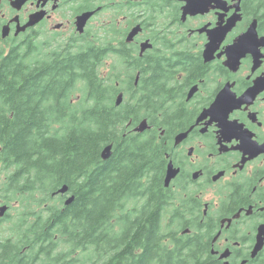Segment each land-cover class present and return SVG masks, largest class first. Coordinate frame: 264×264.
I'll use <instances>...</instances> for the list:
<instances>
[{"label": "trees", "instance_id": "1", "mask_svg": "<svg viewBox=\"0 0 264 264\" xmlns=\"http://www.w3.org/2000/svg\"><path fill=\"white\" fill-rule=\"evenodd\" d=\"M108 36L30 61L15 47L0 76V207L16 210L0 219L11 225L0 264H215L200 234L181 235L157 133H135L143 120L168 125L159 82L145 67L138 85L112 77L125 69Z\"/></svg>", "mask_w": 264, "mask_h": 264}, {"label": "flooded vegetation", "instance_id": "2", "mask_svg": "<svg viewBox=\"0 0 264 264\" xmlns=\"http://www.w3.org/2000/svg\"><path fill=\"white\" fill-rule=\"evenodd\" d=\"M11 1L0 0V76L11 64L15 47L23 46L30 61L37 54L51 55L62 48L77 50L86 34L89 42L96 35H106L107 30L108 37H118L125 71H114L111 76L141 81L140 69H151V81L159 82L154 96L168 102L158 113L159 118L168 117V125L157 119L145 133L154 130L166 150L162 184L170 197V209L182 224L181 235L200 234L215 264H254L264 253L261 0H242L241 21L213 53L207 51L210 34L234 14L235 9L230 8L234 0H225L226 12L217 6L196 15L186 14L187 0H26L15 15L21 26L33 14L44 15L37 25L19 34L18 22H12ZM5 6L10 11L4 12ZM63 12L70 17L72 38H58L56 33L63 24L48 29L47 24ZM84 14L91 18L81 35L76 23ZM105 14H112V19L94 25ZM6 26L9 35L3 38ZM137 27L141 32L127 43ZM144 43L149 46L145 51ZM236 44L240 47L231 52L234 62L230 65L227 49ZM32 45L36 51L31 54ZM109 74L107 71L106 76ZM168 171L174 176L165 187ZM261 238L263 248L252 258ZM228 251V260H222Z\"/></svg>", "mask_w": 264, "mask_h": 264}, {"label": "water", "instance_id": "3", "mask_svg": "<svg viewBox=\"0 0 264 264\" xmlns=\"http://www.w3.org/2000/svg\"><path fill=\"white\" fill-rule=\"evenodd\" d=\"M235 4L230 6V8L235 9L234 14L227 20V22H220L218 25V28H215V31H217L216 33L210 34V42L207 45V51L209 52H215L217 50L220 49L222 41L225 39V37L227 36V34L229 33V31L233 30L235 28V26L237 25V23L239 21H241L242 16H241V2L242 0H234ZM26 0H12L11 1V5L12 7L16 10V11H20L24 4H25ZM218 6V9H223L225 12L228 10V6H227V2L225 0H187V6L185 7V12L186 14L190 13L191 15H196L199 14V12L201 13H209L210 10L215 9ZM43 13H37L34 14L33 16H31L29 22L24 25L21 26L20 25V21L18 17H15L12 22H18V28H17V34L21 33V32H25L28 28L34 27L35 25H37L43 18ZM225 13H223V17H224ZM91 18V14H84L82 15L77 23V30L80 34H84L85 32V28L86 25L88 23V21ZM255 26L252 27L251 31H255ZM203 30H206V28H204ZM141 31L140 27L135 28L130 35L128 36V42L133 40ZM250 31V32H251ZM9 35V26L4 27L3 31H2V36L3 38H6ZM237 46V47H236ZM240 47L238 46V44L233 45L228 47L227 49V54H228V63L231 65L234 60L231 57V52L233 51V49H235ZM147 48H149L148 44H143V51H145ZM231 67V66H230ZM138 81H136L137 84ZM124 101V94H120L117 98L116 101V105L117 106H121L123 104ZM148 129H150V126L148 124L147 120H143L136 128H135V133L138 134H142L145 133ZM113 154V146L110 145L108 147H106L102 153V159L104 161L109 160L112 157ZM174 175H172L169 171H168V175L166 178V182H165V186L169 187L170 186V182L172 180ZM68 191L67 187H64L63 189H61L59 191V193L61 194H65ZM74 198H70L67 202L66 205H69L73 202ZM8 206H1L0 207V219L4 218L8 212ZM263 239L261 238V242L260 244H258L253 252L252 258H255L257 256V254L262 250L263 248ZM230 256V252H226L221 256L222 260H228ZM225 264H230L229 262H226Z\"/></svg>", "mask_w": 264, "mask_h": 264}, {"label": "rangeland", "instance_id": "4", "mask_svg": "<svg viewBox=\"0 0 264 264\" xmlns=\"http://www.w3.org/2000/svg\"><path fill=\"white\" fill-rule=\"evenodd\" d=\"M12 10H13V9H12ZM3 11H4V12H7V11H10V10H9V8H7V6H5V7H3ZM29 12H30V11H29ZM17 14H18V11H16V10L14 9L13 12H12V15H11V16H14V17H15V15H17ZM22 14H23V16L26 15L25 10L22 11ZM112 17H113L112 14H105V15L101 16L99 19H97V20L94 22V25L101 26L102 23L108 22L109 20L112 19ZM68 20H70V17H67V16L65 15V13L63 12V13H61L60 17H58V18L55 20V22H53V23H48V24H47L48 29H51L52 27L56 26V24H63L64 27H63L62 29L58 30L59 32L56 33V34L58 35V38H59V39H60V38H64V37L72 38L73 35H74V33H72V31H71L72 24H71V22H69ZM88 22H89V21H88ZM87 24H88V23H87ZM57 28H60V27H57ZM52 30H53V32H54V29H52ZM39 32H40V30H39ZM140 32H141V31H140ZM140 32H139V33H140ZM71 35H72V36H71ZM62 36H63V37H62ZM127 39H128V38H127ZM134 39H135V38H134ZM134 39H133V40H134ZM133 40H131V41H129V42H128V40H127V43H132ZM111 65H112V64H111ZM117 67L120 68L119 66H117ZM107 71H108V69H107V67H106V69L104 70V73H107ZM126 82H127V81H126ZM136 85H138V82H137ZM125 95H126V92H125ZM124 98H125V96H124ZM127 98H128V96H126V99H127ZM124 102H125V99H124L123 103H124ZM8 213L11 214L12 217H14L15 214H16V210L8 209L7 214H8ZM10 227H11V225H10L9 223H8V224H2V225H1V227H0V233L3 232L2 236H1V238H2L3 240H5V239H7V238L9 237L8 230L10 229Z\"/></svg>", "mask_w": 264, "mask_h": 264}, {"label": "bare ground", "instance_id": "5", "mask_svg": "<svg viewBox=\"0 0 264 264\" xmlns=\"http://www.w3.org/2000/svg\"><path fill=\"white\" fill-rule=\"evenodd\" d=\"M34 15V14H33Z\"/></svg>", "mask_w": 264, "mask_h": 264}]
</instances>
